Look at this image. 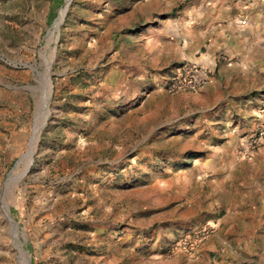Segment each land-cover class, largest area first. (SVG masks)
I'll return each instance as SVG.
<instances>
[{
	"label": "rangeland",
	"instance_id": "rangeland-1",
	"mask_svg": "<svg viewBox=\"0 0 264 264\" xmlns=\"http://www.w3.org/2000/svg\"><path fill=\"white\" fill-rule=\"evenodd\" d=\"M193 3L0 0V264L264 261V231L248 255L211 238L207 190L185 182L235 135L244 159L264 149L243 148L264 129L262 81L246 96L165 88L157 24Z\"/></svg>",
	"mask_w": 264,
	"mask_h": 264
},
{
	"label": "crops",
	"instance_id": "crops-1",
	"mask_svg": "<svg viewBox=\"0 0 264 264\" xmlns=\"http://www.w3.org/2000/svg\"><path fill=\"white\" fill-rule=\"evenodd\" d=\"M157 25L165 27L164 33L158 32L160 37L168 36L170 43L167 47L165 40L157 50L156 67L165 70L167 78L177 64L199 59L202 69L213 73L202 93L220 96L227 83L226 90L246 96L259 87V81L264 83V0H194L187 13L159 19ZM238 139L239 135L226 139L207 157L204 170L190 172L185 182L193 186L200 180L199 186L207 190L208 210L214 211L212 220L218 225L211 238L220 232L236 237L243 242L237 249L248 255L262 249L258 243L264 231V149L244 159L238 153ZM206 243L205 251L227 256L226 246L212 251ZM250 264L264 261L256 258Z\"/></svg>",
	"mask_w": 264,
	"mask_h": 264
},
{
	"label": "built area",
	"instance_id": "built-area-1",
	"mask_svg": "<svg viewBox=\"0 0 264 264\" xmlns=\"http://www.w3.org/2000/svg\"><path fill=\"white\" fill-rule=\"evenodd\" d=\"M249 1V0H247ZM245 21L241 19V23ZM208 71L202 69L201 64L196 62H185L177 68L165 83V88L172 94L183 92H197L205 83ZM259 141L264 142V129L258 128V131L243 142V148L248 150L258 145Z\"/></svg>",
	"mask_w": 264,
	"mask_h": 264
},
{
	"label": "bare ground",
	"instance_id": "bare-ground-1",
	"mask_svg": "<svg viewBox=\"0 0 264 264\" xmlns=\"http://www.w3.org/2000/svg\"><path fill=\"white\" fill-rule=\"evenodd\" d=\"M50 84V83H49ZM23 175H25V172L22 173Z\"/></svg>",
	"mask_w": 264,
	"mask_h": 264
}]
</instances>
